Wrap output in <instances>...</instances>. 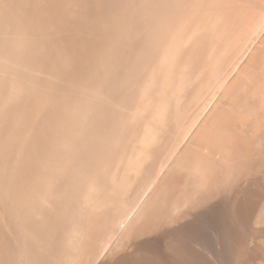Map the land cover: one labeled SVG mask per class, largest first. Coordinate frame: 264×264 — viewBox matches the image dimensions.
<instances>
[{
  "label": "bare ground",
  "instance_id": "bare-ground-1",
  "mask_svg": "<svg viewBox=\"0 0 264 264\" xmlns=\"http://www.w3.org/2000/svg\"><path fill=\"white\" fill-rule=\"evenodd\" d=\"M0 264H264V0H0Z\"/></svg>",
  "mask_w": 264,
  "mask_h": 264
}]
</instances>
